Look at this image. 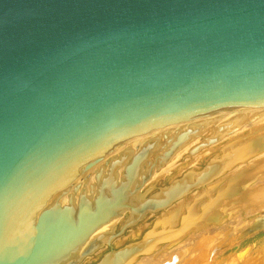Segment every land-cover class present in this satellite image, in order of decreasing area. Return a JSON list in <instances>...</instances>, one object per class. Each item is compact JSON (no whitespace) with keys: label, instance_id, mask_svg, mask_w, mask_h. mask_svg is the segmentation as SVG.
Returning <instances> with one entry per match:
<instances>
[{"label":"water","instance_id":"obj_1","mask_svg":"<svg viewBox=\"0 0 264 264\" xmlns=\"http://www.w3.org/2000/svg\"><path fill=\"white\" fill-rule=\"evenodd\" d=\"M259 109L264 0H0V264H79L175 139Z\"/></svg>","mask_w":264,"mask_h":264},{"label":"rangeland","instance_id":"obj_2","mask_svg":"<svg viewBox=\"0 0 264 264\" xmlns=\"http://www.w3.org/2000/svg\"><path fill=\"white\" fill-rule=\"evenodd\" d=\"M195 128L197 133L152 173L141 195H157L172 181L202 172L226 150L241 145L243 156L213 182L192 189L163 211L148 214L116 236L110 247L103 243L79 264H96L110 250L138 244L161 230L158 223L167 213L177 211L182 219L187 210L198 218L181 229L176 240L158 241L129 264H264V109L211 115ZM214 136L219 138L207 143ZM195 148L198 151L191 153ZM120 224L121 220L114 224V234H119Z\"/></svg>","mask_w":264,"mask_h":264},{"label":"bare ground","instance_id":"obj_3","mask_svg":"<svg viewBox=\"0 0 264 264\" xmlns=\"http://www.w3.org/2000/svg\"><path fill=\"white\" fill-rule=\"evenodd\" d=\"M241 111H246V110H241ZM222 113H227V112H220L217 114H222ZM214 115H216V114H214ZM222 129H223V127L219 128V130H222ZM194 131H197V129L195 127L192 128L191 130H189L188 132H186V134H183L182 136L175 139V143H174V147H173L172 152L175 149L177 152L178 149L183 147L185 145V143L187 142V140L191 137V136L188 137V135H190L191 132L194 133ZM218 138H219V136H214V137H211V139H208L207 141L214 143ZM242 145L244 146V144H242ZM252 147H253V145H252ZM243 150H244V148L241 147V145L239 148L237 147L232 151L228 150L229 151L228 153H226L227 152V150H226V152L223 153L222 158H220L219 160H214L209 164V166L207 168V172H204L202 174L201 173H197V174L188 173L185 176V178L183 179V182L179 183L178 187L175 186L176 189H174V191L171 194H168L169 192L166 191L165 193H163L164 195L155 196L154 197L155 201L151 200L149 202H145L147 200L146 199L147 197L145 195H141V190L145 186V183H143L141 185V180L138 181L137 182V189H136L137 192L133 195L134 207L136 209L134 214H130L129 212H124L123 214H121L120 217L112 220L109 224H107V225L101 227L99 230L95 231L92 235H90L87 238V240L83 243V245L77 251V254H75L71 260L74 261L76 259H79V257L82 256L85 249H87L89 246L91 248V246L95 242V240L100 241L101 243L107 242L110 244L111 241L114 239V238H112L113 226L119 220H121V224L122 223L128 224V223H132V222L135 223L137 221L140 222L142 219H144L142 217L145 214L144 213L145 210L149 209L151 211L150 215L155 214V212L159 209H162L160 211H163L166 208L171 207V204L173 202H175V201L181 199L182 197H184L185 195H187L191 189L203 188L207 184L213 182L218 177H220V175L222 174V173H220L221 171L222 172L225 171L227 168H229L231 166V164L234 161H237L239 158H241V156H243L242 155ZM196 151H198V149L192 150V153H195ZM172 152L169 156L168 161L171 159L172 154L175 153V152H173V153ZM167 162H165L164 164H166ZM150 177L151 176L149 175V178ZM144 181H145V179H144ZM173 200H175V201H173ZM210 202L212 205L213 204L212 199ZM165 206H166V208H164ZM193 215L194 214L192 211L187 210L186 216L181 219V217L178 218L177 211H174L173 213H167V215L164 217V219H161V221L158 223V227H159V229H161L159 232L155 231V232L149 233L147 236H145V238L142 239V241L139 242L138 245L128 246L127 248L122 250L120 253H118L114 259H112L111 261H109L105 264H129L135 258H137L139 255L145 253L146 251L151 250V248H153L155 245H157L158 241H160V240H168V241L176 240L181 235L182 231H180V230L184 229L186 227V225L193 223L194 220L198 218V215H194V216ZM180 216H181V214H180ZM176 222L180 223V225L179 224H178L179 226L176 225L175 224ZM186 230H188V229H186Z\"/></svg>","mask_w":264,"mask_h":264}]
</instances>
